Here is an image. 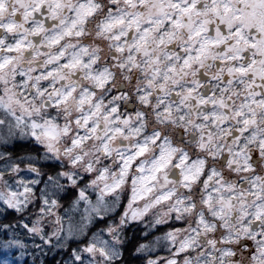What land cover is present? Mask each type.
<instances>
[{
  "label": "clouds",
  "instance_id": "9594fccd",
  "mask_svg": "<svg viewBox=\"0 0 264 264\" xmlns=\"http://www.w3.org/2000/svg\"><path fill=\"white\" fill-rule=\"evenodd\" d=\"M0 264H264V0H0Z\"/></svg>",
  "mask_w": 264,
  "mask_h": 264
}]
</instances>
